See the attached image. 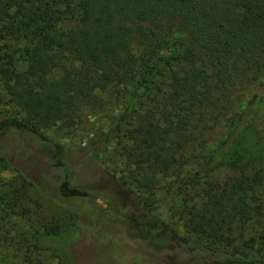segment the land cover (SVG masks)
I'll use <instances>...</instances> for the list:
<instances>
[{"label": "trees", "instance_id": "16d2710c", "mask_svg": "<svg viewBox=\"0 0 264 264\" xmlns=\"http://www.w3.org/2000/svg\"><path fill=\"white\" fill-rule=\"evenodd\" d=\"M0 81L19 113L0 119V134L14 128L49 148L75 221L78 200L96 198L73 182L68 147L45 130L68 132L115 100L108 141L121 183L149 192L171 178L181 192L199 176L184 169L213 160L204 133L220 119L242 127L245 102L263 105L264 0H0ZM263 186L257 166L186 190L188 236L138 197L123 221L147 241L186 247L192 236L198 246L186 249L205 251V264H264L252 256L264 249Z\"/></svg>", "mask_w": 264, "mask_h": 264}, {"label": "rangeland", "instance_id": "374dc122", "mask_svg": "<svg viewBox=\"0 0 264 264\" xmlns=\"http://www.w3.org/2000/svg\"><path fill=\"white\" fill-rule=\"evenodd\" d=\"M102 97L111 99L107 93ZM117 102L106 104L68 132L45 130L68 147L73 182L96 198V203L78 200L76 221L57 194L59 174L50 165L49 148L14 128L0 134V264H205V251L186 249L198 246L190 235L186 247L166 238L147 241L136 237L123 221L126 205L138 197L157 217L188 236L179 219L185 192L206 178L264 168V102L259 109L245 102L242 110L249 119L242 127L220 119L213 131L204 133L208 146L203 153L211 151L213 160L186 167V174L196 171L199 176L194 188L181 192L180 184L171 178L160 180L149 192H130L121 183V167L108 141L109 128L121 112ZM18 115L0 81V119ZM260 197L264 206V188ZM252 256L264 258V249Z\"/></svg>", "mask_w": 264, "mask_h": 264}]
</instances>
